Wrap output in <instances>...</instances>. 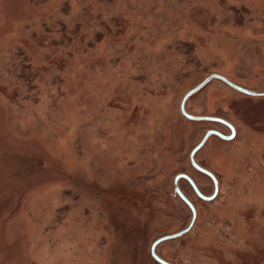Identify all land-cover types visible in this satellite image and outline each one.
<instances>
[{
	"label": "rangeland",
	"instance_id": "obj_1",
	"mask_svg": "<svg viewBox=\"0 0 264 264\" xmlns=\"http://www.w3.org/2000/svg\"><path fill=\"white\" fill-rule=\"evenodd\" d=\"M219 75L264 92V0H0V264H156L184 230L178 175L215 123L179 111ZM193 117L230 123L195 161L169 264H264V98L213 81Z\"/></svg>",
	"mask_w": 264,
	"mask_h": 264
},
{
	"label": "water",
	"instance_id": "obj_2",
	"mask_svg": "<svg viewBox=\"0 0 264 264\" xmlns=\"http://www.w3.org/2000/svg\"><path fill=\"white\" fill-rule=\"evenodd\" d=\"M213 81L221 82L222 84H224L229 89H231L234 92L241 94L243 96L251 97V98H264V92H252V91L243 89V88L238 87L237 85L231 83L230 81H228L227 79H225L224 77L219 76V75H210V76L206 77L201 83H199L196 87H194L192 90L187 92L185 94V96L183 97V99L180 103L179 111H180L181 116L184 119H186L189 122H194V123L204 122V123H215V124L223 125L229 129L230 135L229 136H223V135L219 134L218 132L209 131L203 136L200 143L191 151V153L189 155V163H190L191 167L196 172L208 177L212 181V183L214 185V193L211 196L206 197L203 194H201L200 191L198 190V188L196 187L195 183L187 175H178L174 179V183H173L174 195L177 196L180 199V201L188 207V209L191 212V220H190V223L188 224V226L184 230H182L181 232L176 233L174 235L162 237V238L156 240L152 244L151 249H150V255H151L152 259L157 264H169V263L165 262L164 260H162L157 255V253H156L157 248L164 243H167L169 241L177 240V239L184 237L185 235H187L192 230V228L196 222V210H195L194 206L188 201V199L179 190V187H178L179 181H185L190 186L191 190L193 191V193L195 194L197 199H199L200 201L210 203V202H213L218 196V184H217L215 177L209 171L199 167L195 162V157L204 148V146L207 144L208 140L211 137H217L220 140L225 141V142L232 141L236 136L235 129L231 124H229L228 122H226L222 119L213 118V117L212 118H210V117H193V116L189 115L186 111V105H187L188 100L190 98H192L194 95L201 92L207 85H209Z\"/></svg>",
	"mask_w": 264,
	"mask_h": 264
},
{
	"label": "flooded vegetation",
	"instance_id": "obj_3",
	"mask_svg": "<svg viewBox=\"0 0 264 264\" xmlns=\"http://www.w3.org/2000/svg\"><path fill=\"white\" fill-rule=\"evenodd\" d=\"M251 98V97H250ZM213 118H216V117H213ZM219 119V118H218ZM223 120V119H222ZM225 121V120H224ZM227 122V121H226ZM230 124V123H229ZM220 125V124H219ZM223 126V125H222ZM225 127V126H224ZM228 129V128H227ZM229 130V129H228ZM211 131H213V130H211ZM209 132V131H208ZM216 132V131H215ZM219 133V132H218ZM220 134V133H219ZM235 134H236V131H235ZM222 135V134H221ZM224 136V135H223ZM211 138H216V139H219V138H217V137H211ZM210 138V139H211ZM209 139V140H210ZM209 140H208V142H209ZM220 140V139H219ZM222 141V140H221ZM225 142V141H224ZM196 162V161H195ZM197 164V163H196ZM198 165V164H197ZM199 167H201L200 165H198ZM202 168V167H201ZM204 169V168H203ZM197 187V186H196ZM198 188V187H197ZM180 190V189H179ZM199 190V189H198ZM200 191V190H199ZM182 193V192H181ZM200 193H201V191H200ZM183 194V193H182ZM202 194V193H201ZM163 260V259H162ZM157 264V263H156Z\"/></svg>",
	"mask_w": 264,
	"mask_h": 264
}]
</instances>
